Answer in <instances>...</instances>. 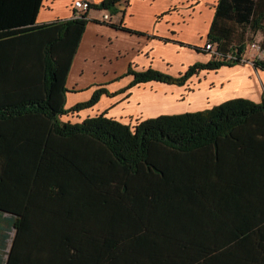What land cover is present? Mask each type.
Wrapping results in <instances>:
<instances>
[{
	"label": "trees",
	"instance_id": "16d2710c",
	"mask_svg": "<svg viewBox=\"0 0 264 264\" xmlns=\"http://www.w3.org/2000/svg\"><path fill=\"white\" fill-rule=\"evenodd\" d=\"M42 1L0 0V263L7 254L3 264H264V99L134 125L104 114L63 122L107 91L65 108L88 15L37 24ZM255 33L264 36V0H220L208 38L236 61L181 77L129 72L134 83L182 85L241 62ZM42 50L40 86L19 66ZM254 62L264 70V58ZM3 222L14 229L8 253Z\"/></svg>",
	"mask_w": 264,
	"mask_h": 264
},
{
	"label": "crops",
	"instance_id": "0c3cea01",
	"mask_svg": "<svg viewBox=\"0 0 264 264\" xmlns=\"http://www.w3.org/2000/svg\"><path fill=\"white\" fill-rule=\"evenodd\" d=\"M74 1L43 0L36 23L73 19ZM89 1L93 7L88 24L66 78L65 108L89 101L100 89L107 92L93 106L81 109L78 118L103 113L134 125L160 114L211 109L238 97L255 103L264 99V70L254 62L264 57L256 58L254 47L244 53L245 62L203 69L182 86L158 80L134 83L135 75L129 72L152 68L180 76L190 66L215 60L205 46L220 0H123L111 12L110 22L102 20L108 11L99 8L103 0ZM254 37L264 36L255 33ZM25 56L19 66L21 76L38 79L41 86L48 61L45 51ZM9 240L6 253L12 246ZM7 258L6 254L0 264Z\"/></svg>",
	"mask_w": 264,
	"mask_h": 264
},
{
	"label": "built area",
	"instance_id": "2783aa9c",
	"mask_svg": "<svg viewBox=\"0 0 264 264\" xmlns=\"http://www.w3.org/2000/svg\"><path fill=\"white\" fill-rule=\"evenodd\" d=\"M74 8L76 10L75 17H80L82 15H88L89 12L92 9V3L89 0H76L73 3ZM112 18V14L110 11H106L104 16L102 17L103 22H110ZM218 44L215 42L207 41L205 49L209 51L216 59H225V61H236L237 57L233 53L229 54H223L220 51H218L217 48ZM252 47L256 48L257 51L262 52V57H264V50L261 48L260 45H257V43H253ZM245 62L244 59L241 60V63Z\"/></svg>",
	"mask_w": 264,
	"mask_h": 264
},
{
	"label": "rangeland",
	"instance_id": "374dc122",
	"mask_svg": "<svg viewBox=\"0 0 264 264\" xmlns=\"http://www.w3.org/2000/svg\"><path fill=\"white\" fill-rule=\"evenodd\" d=\"M252 36V35H251ZM257 37V36H256ZM256 37H254V39L253 40H249L248 41V45H247V50L248 51H250V52H252V51H254V50H251V49H248V47H250V48H253L252 47V44L253 43H257V45H261L260 43H261V41L262 40H257V38ZM249 53V52H248ZM258 55H262V52H257L256 51V53H255V55L254 56H256V58H258ZM163 72V71H162ZM201 71H198L197 72V74L198 73H200ZM164 73V72H163ZM186 73V72H185ZM184 73V74H185ZM165 74H167V73H165ZM184 74H181L180 76L179 75H177V76H179V77H181V76H183ZM167 75H170V76H175V77H177L176 75H171V74H167ZM193 75H196V74H193ZM192 75V76H193ZM192 76H190L188 79H187V81L192 77ZM186 81V82H187ZM160 82H163V81H160ZM186 82H184L182 85H184ZM163 83H165V82H163ZM168 84H176V83H168ZM182 85H178V86H182ZM195 89V88H194ZM196 89H198V87H196ZM182 99H185V98H182ZM200 111H202V110H200ZM189 112H193V111H189ZM198 112V111H197ZM185 113V112H184ZM100 114V113H99ZM99 114H97V115H99ZM101 114H103V113H101ZM100 114V115H101ZM173 114H177V113H173ZM179 114H182V113H179ZM105 115V114H104ZM161 115V114H160ZM163 115H171V114H163ZM178 115V114H177ZM78 116V112H68L67 114H64L63 116H62V121L63 122H68L69 121V123H71V124H77V123H81V122H83L84 121V119H82V118H78L77 117ZM92 117H94V116H92ZM107 117V116H106ZM109 118H111V117H109ZM114 119H116V118H114ZM118 121H120V120H118ZM120 122H123V121H120ZM123 123H125V122H123ZM129 123H131V125H133V122H129ZM129 123H127V124H129ZM3 225H4V227H7L8 228V225H6V223L5 222H3L2 223ZM8 230H13V231H11L10 232V236H11V238H12V236L14 235V229H12V228H8ZM9 243L11 244L12 243V239H10L9 240Z\"/></svg>",
	"mask_w": 264,
	"mask_h": 264
}]
</instances>
